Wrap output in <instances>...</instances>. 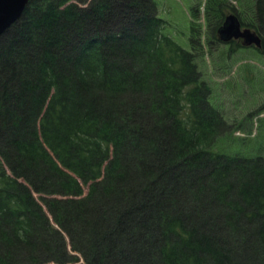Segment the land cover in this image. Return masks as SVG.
<instances>
[{
  "label": "trees",
  "instance_id": "16d2710c",
  "mask_svg": "<svg viewBox=\"0 0 264 264\" xmlns=\"http://www.w3.org/2000/svg\"><path fill=\"white\" fill-rule=\"evenodd\" d=\"M228 10L264 55V0H205L213 36ZM193 23L28 0L0 34V264H264V106L232 135Z\"/></svg>",
  "mask_w": 264,
  "mask_h": 264
},
{
  "label": "rangeland",
  "instance_id": "374dc122",
  "mask_svg": "<svg viewBox=\"0 0 264 264\" xmlns=\"http://www.w3.org/2000/svg\"><path fill=\"white\" fill-rule=\"evenodd\" d=\"M154 1L158 16L165 20V30L183 47L190 48L191 22L197 26L200 43L204 44V54L198 57V63L204 79L211 85V101L221 109L227 123L232 124V135L247 137L249 129L254 130L253 113L264 105V55L243 39H233L229 45L218 41L203 17L205 0ZM208 37L210 43L205 41Z\"/></svg>",
  "mask_w": 264,
  "mask_h": 264
},
{
  "label": "water",
  "instance_id": "95a60500",
  "mask_svg": "<svg viewBox=\"0 0 264 264\" xmlns=\"http://www.w3.org/2000/svg\"><path fill=\"white\" fill-rule=\"evenodd\" d=\"M27 2L28 0H0V34L20 17ZM217 33L223 41L242 37L244 43L260 46V38L256 32L248 28L241 29L238 17L232 12L224 17Z\"/></svg>",
  "mask_w": 264,
  "mask_h": 264
}]
</instances>
